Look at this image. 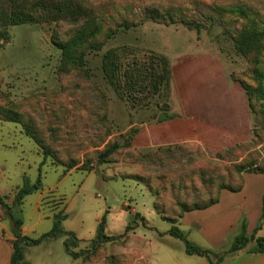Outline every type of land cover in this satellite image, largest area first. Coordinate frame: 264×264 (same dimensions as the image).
Instances as JSON below:
<instances>
[{"label": "rangeland", "instance_id": "obj_1", "mask_svg": "<svg viewBox=\"0 0 264 264\" xmlns=\"http://www.w3.org/2000/svg\"><path fill=\"white\" fill-rule=\"evenodd\" d=\"M83 1L95 6L108 25L137 21L143 18L144 9L164 3L180 7L188 19L204 27L198 32L147 20L116 35L101 52L90 53L86 72L60 76L62 55L52 42L54 27L12 26L11 39L0 42V106L33 115L40 126L53 132L64 152L80 158L102 150L110 140L125 142L133 130L134 148L140 151L174 144L200 146V150L165 163L133 162L128 150L117 162L95 165L92 172L65 173V167L53 164L50 158L44 161L40 147L20 124L0 120V195L12 196L26 183L32 185L40 175L42 178V188L13 209L14 218L23 220V235L41 237L53 229L56 215L63 211L67 215L63 229L80 239L75 251L90 250L104 217L105 234L123 236L103 244L87 259L72 258L65 250V237L50 239L26 249L27 264H111L112 256L119 264H209L204 256L187 254L185 241L170 234L173 224L156 208L157 203L161 206L157 191L166 193L158 174L178 172L200 157L217 163L218 170L244 159H264V129L261 136L256 135L258 120L249 109L243 87L233 78L234 74L252 82L250 63L235 52L223 34V22L236 16L220 14L222 7L243 3L263 10L264 0ZM68 29L64 27V31ZM124 45L138 47L141 55L155 51L170 58V94L163 91L143 107L119 99L105 79L102 54ZM102 93L108 100L112 126L105 142L101 140L106 131L101 117ZM166 116L173 119L161 122ZM188 195L195 198L194 193ZM185 216L177 226L189 241L217 253L229 249L233 238L216 244L192 226L189 219L194 215ZM15 234V221L0 205V264H9Z\"/></svg>", "mask_w": 264, "mask_h": 264}, {"label": "trees", "instance_id": "obj_2", "mask_svg": "<svg viewBox=\"0 0 264 264\" xmlns=\"http://www.w3.org/2000/svg\"><path fill=\"white\" fill-rule=\"evenodd\" d=\"M220 9L221 15L236 16L234 20L223 22V34L230 41L235 52L250 63L252 82L242 80L234 74L233 78L245 91L249 109L255 114L259 123L255 133L261 136V129H264V9L259 10L245 3ZM143 15V18L137 21L113 26L108 25V21L101 16L95 6H90L83 0H0V42H8L11 39L12 26L23 24L53 26L52 42L61 51L59 74L62 76L77 71L86 72L89 64L87 56L90 53L101 52L106 43L116 35L141 25L147 20L177 24L188 30L196 29L198 32H201L204 27L200 22L188 19V14L180 7H169L164 3L149 6L144 9ZM232 22L235 23L232 24ZM66 26H69V29L64 31ZM141 54L142 50L135 46L109 48L102 54V70L105 79L120 100L131 101L133 105L139 104L143 107L147 106L151 99L162 95L163 91L170 94L173 68L170 58L165 54L155 51ZM101 99V117L106 124V131L101 134V140L105 142L112 133V126L108 119L106 95L102 93ZM171 119H173L172 116H166L160 121L166 122ZM0 120L20 124L23 132L40 147L44 161L50 158L53 164L64 166L65 173L71 170L92 172L96 168L95 165L117 162L128 150L132 153L133 162L155 163L176 161L178 155L185 157L188 152L200 150V146L174 144L160 146L150 152L140 151L134 148L136 130H133V133L125 138V142L110 140L102 150L80 158L64 152L63 145L53 132L45 130L33 115L26 116L20 108L0 106ZM217 166L218 164L210 158L200 157L192 160L178 172L158 174V178L166 186L165 194L157 191V201L161 200V206L156 204L158 212L173 224L170 234L185 241L187 254L204 256L209 264H220L227 257L237 255L246 248L251 254L264 253V237H249L245 223L241 232L233 238L229 249L220 253L192 243L188 240L187 234L177 226L186 213L205 210L216 205L221 191H241L244 185L243 176L246 172L264 174V159L261 161L256 158L244 159L231 166L226 165L221 170H218ZM42 185L40 175L35 184L26 183L12 196L0 195L1 208L8 218L15 221L16 234L12 241L13 251L9 264H27L26 249L50 239L65 237L66 252L74 259L81 257L87 259L90 254L95 255L100 248H103V244L117 242L123 238V236L113 237L105 234L106 219L104 217L96 238L91 242L90 250L75 251L74 248L78 247L80 239L74 232L63 229L62 222L67 218L63 211L56 215L51 231L38 238L23 235L21 230L23 220L14 218L13 209L23 205L25 198L41 189ZM169 192L171 195L168 194ZM191 193L195 194V198L192 199L188 195ZM7 199L11 200V204ZM129 229L130 226L127 227V231ZM110 262L119 264L118 258L113 256Z\"/></svg>", "mask_w": 264, "mask_h": 264}, {"label": "crops", "instance_id": "obj_3", "mask_svg": "<svg viewBox=\"0 0 264 264\" xmlns=\"http://www.w3.org/2000/svg\"><path fill=\"white\" fill-rule=\"evenodd\" d=\"M243 178L241 191L223 190L216 205L186 213L190 217L194 215L189 219L192 226L216 244L221 239L234 238L241 232L243 223L249 237H264V174L248 173ZM220 264H264V253L251 254L246 248Z\"/></svg>", "mask_w": 264, "mask_h": 264}, {"label": "water", "instance_id": "obj_4", "mask_svg": "<svg viewBox=\"0 0 264 264\" xmlns=\"http://www.w3.org/2000/svg\"><path fill=\"white\" fill-rule=\"evenodd\" d=\"M164 108H168V105H167V104H165V105H164Z\"/></svg>", "mask_w": 264, "mask_h": 264}]
</instances>
